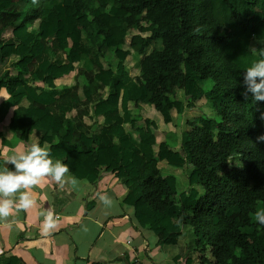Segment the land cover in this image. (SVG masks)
<instances>
[{"label":"trees","instance_id":"trees-1","mask_svg":"<svg viewBox=\"0 0 264 264\" xmlns=\"http://www.w3.org/2000/svg\"><path fill=\"white\" fill-rule=\"evenodd\" d=\"M253 46L264 0H0V143L33 135L91 183L87 159L112 162L167 264H264V102L242 95Z\"/></svg>","mask_w":264,"mask_h":264},{"label":"crops","instance_id":"crops-1","mask_svg":"<svg viewBox=\"0 0 264 264\" xmlns=\"http://www.w3.org/2000/svg\"><path fill=\"white\" fill-rule=\"evenodd\" d=\"M221 10L226 19V9ZM5 97L0 93V103ZM33 143V135L28 143H0V159L24 152ZM87 160L95 182L80 180L74 190L44 178L33 189L34 206L10 217L13 223L0 222V255L17 256L24 264H167L157 238L136 222V215L148 213L145 205L121 204L130 185L125 173L100 156ZM102 196L110 202L104 203ZM45 210H52L57 219L48 235L42 234Z\"/></svg>","mask_w":264,"mask_h":264},{"label":"clouds","instance_id":"clouds-1","mask_svg":"<svg viewBox=\"0 0 264 264\" xmlns=\"http://www.w3.org/2000/svg\"><path fill=\"white\" fill-rule=\"evenodd\" d=\"M249 50L261 58L244 72L242 95L247 99L250 94L255 102H264V48L253 46ZM260 118L264 120V114ZM257 142H264V136L257 137ZM68 173L67 164L59 160L53 162L46 144L42 147L33 143L26 151L5 157L0 163V222L13 223L15 221H9L10 217L32 208L35 204L33 189L44 178H50L61 187L70 185L77 190L81 181ZM101 200L106 204L110 202L107 196H102ZM41 215L44 218L42 234L48 235L57 226V219L52 210H45ZM254 220L264 225V208L254 213Z\"/></svg>","mask_w":264,"mask_h":264},{"label":"rangeland","instance_id":"rangeland-1","mask_svg":"<svg viewBox=\"0 0 264 264\" xmlns=\"http://www.w3.org/2000/svg\"><path fill=\"white\" fill-rule=\"evenodd\" d=\"M68 1L69 2H73L75 0H68ZM213 9H214L215 17L219 21L224 23L223 22L224 12L221 10L223 8H221V7L217 6V5H214ZM45 20L48 23L49 22L53 23V18L49 15V13H47L45 15ZM56 27H58V25ZM260 40H263V39H260ZM62 47H63V45H62ZM22 51H24V49H22L21 52ZM63 69H65V67H58L55 70L56 71H62ZM64 82H68V80H65ZM142 122L143 121H141L140 124H136V127L138 128V130L141 132L142 135H147L148 134L147 125L145 123H142ZM183 122H184L183 119L180 118V124L181 125H183ZM156 140H157V143H159V142H161L163 140V136H162L161 133L156 132ZM137 158H140V157L137 156ZM138 168L140 169L141 174L143 173V175H147V174H150V173L156 174V173L160 172L162 175L172 174V175H176V176L179 177V173L181 171V170H176L174 168L168 167L165 162H156V161H154V162L147 163V162H145L143 160H141V163L139 164Z\"/></svg>","mask_w":264,"mask_h":264}]
</instances>
